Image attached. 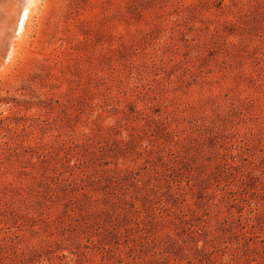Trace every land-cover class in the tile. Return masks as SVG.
I'll use <instances>...</instances> for the list:
<instances>
[{"label":"rangeland","instance_id":"1","mask_svg":"<svg viewBox=\"0 0 264 264\" xmlns=\"http://www.w3.org/2000/svg\"><path fill=\"white\" fill-rule=\"evenodd\" d=\"M35 17L0 61V264H264V0Z\"/></svg>","mask_w":264,"mask_h":264},{"label":"bare ground","instance_id":"2","mask_svg":"<svg viewBox=\"0 0 264 264\" xmlns=\"http://www.w3.org/2000/svg\"><path fill=\"white\" fill-rule=\"evenodd\" d=\"M19 1L22 3L21 6L19 7L17 1L14 0V4H12V6L10 7L11 9L10 13L9 10L6 8V11L10 15V25L13 26L14 24H16L15 25L16 29L13 31V35L10 38L11 47L7 60H4L2 59V57H0V61L1 62L5 61L4 63H7L9 66H10L9 63H11L16 58V56H18L17 54L19 52V48L21 47L22 42L26 40L25 38L26 36H28V33L30 32L32 25L34 23L33 19L36 18L35 15L38 13L43 0H23V1L19 0ZM0 25H2V23H0ZM4 38H5V33L2 32V26H1L0 46ZM24 43L25 42H23V44ZM7 67L8 66H6L4 69H7Z\"/></svg>","mask_w":264,"mask_h":264},{"label":"water","instance_id":"3","mask_svg":"<svg viewBox=\"0 0 264 264\" xmlns=\"http://www.w3.org/2000/svg\"><path fill=\"white\" fill-rule=\"evenodd\" d=\"M16 1L20 7L22 3L19 0ZM12 4H14V0H0V23H2V32L5 33V38L3 39V42L0 46V57H2V59L4 60H6L9 55L11 47L10 38L13 35V31L16 29V24H14L13 26L10 25L9 13L11 12L10 7L12 6ZM6 8L9 10V13L6 11Z\"/></svg>","mask_w":264,"mask_h":264}]
</instances>
